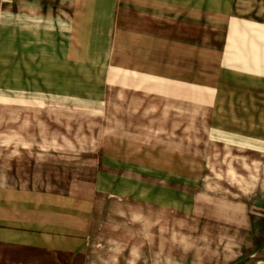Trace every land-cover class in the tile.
<instances>
[{"label": "rangeland", "instance_id": "374dc122", "mask_svg": "<svg viewBox=\"0 0 264 264\" xmlns=\"http://www.w3.org/2000/svg\"><path fill=\"white\" fill-rule=\"evenodd\" d=\"M208 2L201 11V0H193V21L177 28V36L192 33L195 42L203 39L195 45L209 49L194 52L195 72L214 71L229 17H264L248 1ZM166 29L163 36L174 34ZM154 81L105 64L96 75L83 71L76 106L0 94V186L88 201L94 264H264V160L232 156L204 137L198 100L186 107L178 94L176 106H156L155 95L169 94ZM34 257L0 247V264Z\"/></svg>", "mask_w": 264, "mask_h": 264}, {"label": "crops", "instance_id": "0c3cea01", "mask_svg": "<svg viewBox=\"0 0 264 264\" xmlns=\"http://www.w3.org/2000/svg\"><path fill=\"white\" fill-rule=\"evenodd\" d=\"M208 1L198 9L209 10ZM244 1L251 13L264 11V0ZM193 11V0H0V94L22 92L47 105L76 106L83 71L96 75L106 64L152 76L155 90L169 94L155 95L156 106H176L178 94L186 107L198 100L204 137L258 163L264 160V17H229L217 40L214 71L195 72L194 52L209 49L195 45L203 39L195 42L192 33L177 36L179 24L193 21ZM163 28L174 34L163 36L169 32ZM66 199L0 186V247L31 252V264H65L59 260L64 256L94 264L88 258L90 204Z\"/></svg>", "mask_w": 264, "mask_h": 264}]
</instances>
